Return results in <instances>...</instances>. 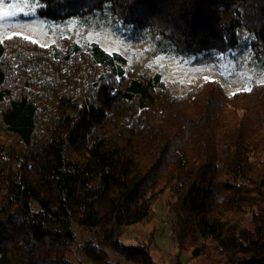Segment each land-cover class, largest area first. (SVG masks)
Listing matches in <instances>:
<instances>
[{
	"label": "trees",
	"instance_id": "16d2710c",
	"mask_svg": "<svg viewBox=\"0 0 264 264\" xmlns=\"http://www.w3.org/2000/svg\"><path fill=\"white\" fill-rule=\"evenodd\" d=\"M35 1L39 18L109 13L186 56L225 54L246 32L264 67V0ZM125 66L97 43L0 41V264H84L76 245L91 264H158L164 199L177 264H264V83L175 95ZM138 225L147 239L125 243Z\"/></svg>",
	"mask_w": 264,
	"mask_h": 264
},
{
	"label": "rangeland",
	"instance_id": "374dc122",
	"mask_svg": "<svg viewBox=\"0 0 264 264\" xmlns=\"http://www.w3.org/2000/svg\"><path fill=\"white\" fill-rule=\"evenodd\" d=\"M15 4L17 7H9ZM35 0H0V41L19 35L42 46L59 45L64 38L85 47L97 43L110 54H120L126 59L127 71L139 74H160L163 82L175 95H184L207 81L221 83L233 94L264 83V67L252 63V36L244 32L246 40L236 49L225 54L208 52L198 56L180 55L165 39L144 30L116 22L109 13L80 20L56 22L36 15ZM0 132L3 127L0 125ZM156 243L153 250L158 264H177L176 249L172 241L174 217L167 208V199L156 206ZM152 225H138L124 230L123 241L140 243L147 239ZM72 230L79 243L85 238L77 226ZM73 259L91 264L81 255L78 245L73 248ZM112 257L117 259L116 254ZM123 264L125 263L122 260ZM182 264H209L206 257L182 254Z\"/></svg>",
	"mask_w": 264,
	"mask_h": 264
},
{
	"label": "snow or ice",
	"instance_id": "6c2138e0",
	"mask_svg": "<svg viewBox=\"0 0 264 264\" xmlns=\"http://www.w3.org/2000/svg\"><path fill=\"white\" fill-rule=\"evenodd\" d=\"M9 7H17V5H15V4H12V5H9Z\"/></svg>",
	"mask_w": 264,
	"mask_h": 264
}]
</instances>
